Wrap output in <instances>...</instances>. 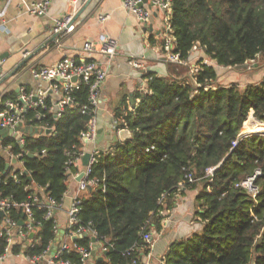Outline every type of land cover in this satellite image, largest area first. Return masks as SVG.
I'll use <instances>...</instances> for the list:
<instances>
[{
    "label": "trees",
    "instance_id": "obj_1",
    "mask_svg": "<svg viewBox=\"0 0 264 264\" xmlns=\"http://www.w3.org/2000/svg\"><path fill=\"white\" fill-rule=\"evenodd\" d=\"M171 24L174 52L187 62L196 44L225 68L264 57V0H174ZM166 64L168 76L149 72L146 87L114 110L117 128H127L131 137L95 156L89 178L98 183L79 197L77 223L67 226L66 235L82 227L87 231L75 243L92 252L95 236L108 247L98 250L104 259L94 264H132L149 253L143 236L162 229L163 212L184 190L197 189L202 231L172 242L165 264H264V135L253 134L232 149L250 111L264 121V79L244 88L221 85L218 69L203 59L194 74L187 73V65ZM88 93L87 85L74 90L59 118L48 108L28 112V121L47 124L51 134L27 133L24 147L14 137L2 140L15 153L35 154L24 155L31 176L19 175L15 181L11 171L5 172L0 153V199L33 201L35 235L15 245L13 254L43 256L56 239L55 213L46 214L51 200L59 209L68 189V153L75 158L83 151L81 134L95 115ZM13 96L4 99L17 100ZM46 103L49 107L51 98ZM84 104L86 113L79 109ZM211 167L217 168L208 176ZM256 170L261 172L255 180L260 192L254 200L236 184ZM77 172L71 166V173ZM9 216L19 221L23 210L12 208ZM5 246L0 237V252ZM60 259L83 264L77 251Z\"/></svg>",
    "mask_w": 264,
    "mask_h": 264
},
{
    "label": "crops",
    "instance_id": "obj_2",
    "mask_svg": "<svg viewBox=\"0 0 264 264\" xmlns=\"http://www.w3.org/2000/svg\"><path fill=\"white\" fill-rule=\"evenodd\" d=\"M39 1L43 0H14L5 12L3 19L7 22L6 29L0 30V93L12 94L20 99V87L36 90L39 86H46L44 81L33 76V70L41 66L51 67L64 57L76 58L80 61L83 59L98 61L108 75L101 87V102L95 111L96 139L90 142L84 140L83 152L91 153L95 147L101 150L110 149L113 144L122 142L120 139L117 142L114 141L115 135L119 131L114 128V110L121 101L126 99L128 102L137 90L146 87L149 72L157 73L159 76H168L167 64L162 59L163 51L161 49L163 15L152 7L151 0L145 3V7L150 8L153 13L147 26L126 11L123 7V0H86L75 6L71 0H49L50 7L47 13L39 17L25 12L24 8L20 6L21 4L29 6ZM3 8L4 2L0 0V11ZM69 11L74 12V30L59 35L53 34L54 19ZM101 15H109V18L101 22L99 20ZM104 34L116 40V55L109 58L97 51L91 59L83 51V46L88 41L96 42ZM24 53H27V57L31 55L32 57L15 71L26 58ZM133 57L137 58L141 64L140 67H134L130 63ZM207 64L214 66L212 63ZM49 96L51 98L52 94ZM48 129L52 128L48 127ZM44 134L46 133L44 132ZM4 139L0 136V153L8 164L7 168L5 165V172L18 170L19 167L13 165L12 160L8 162L6 156L3 155L5 146L2 144V140ZM76 168L78 174L84 171L82 157L76 162ZM78 191L79 178L77 174L69 176L68 189L61 208L55 212L58 223L56 237L60 236V230H64L58 244L67 237L68 212L71 210L74 198L81 197L86 192L79 193ZM195 193L193 190H184V193L178 196L174 207L166 212L162 221V229L154 234L150 264H160L172 242L187 238V236L190 237L197 230L202 229V226L198 224L200 220H195L197 225L191 220L192 215L188 209L194 206L197 195ZM189 195L192 205L186 204ZM71 240L73 239L71 238ZM95 245L97 249L95 255H92V264L100 257L104 259V256L98 252L102 244L97 238ZM51 256L52 252H49L38 264H55L49 262ZM0 264L34 263L23 255H8L6 261Z\"/></svg>",
    "mask_w": 264,
    "mask_h": 264
},
{
    "label": "built area",
    "instance_id": "obj_3",
    "mask_svg": "<svg viewBox=\"0 0 264 264\" xmlns=\"http://www.w3.org/2000/svg\"><path fill=\"white\" fill-rule=\"evenodd\" d=\"M4 2V8L0 11V30L6 29L7 22L3 19L5 12L9 5L14 0H2ZM75 5L80 2H84L86 0H71ZM148 0H123V7L128 11V13L134 15L142 24L147 26L152 18V11L150 8L145 7V3ZM173 1L174 0H151L152 7L160 12L163 17V25H162V59L167 63H177L186 65L189 64V61L182 60L180 54L174 52V47L176 46V37L174 35V30L171 24L172 21V13H173ZM24 8L25 12L33 14L37 17L42 16L47 13L50 7L49 0H43L32 5H20ZM101 22L106 21L109 18V15H101L99 17ZM74 20V12L69 11L61 17L54 19V25L52 32L53 34L59 35L63 33L72 32L75 28L73 23ZM199 47V48H198ZM196 49H201L200 44H196L193 46L191 50V56ZM83 51L88 57H93V55L99 51L101 54L112 58L117 53V42L115 39L110 37L107 34L101 35L96 42L88 41L83 46ZM26 56L27 53H24ZM190 56V58H191ZM27 57V56H26ZM93 59V58H91ZM214 61V60H213ZM130 63L134 67H140L141 64L138 62L137 58H131ZM204 63L207 64V61L204 60ZM194 69V70H193ZM199 70V66L195 65L191 69V74L197 73ZM107 71L98 63L96 60H77L76 58L64 57L60 61H58L55 65L51 67L41 66L33 70V76L41 81L46 83V86H39L36 90L28 89L25 87H20V99H4L5 93H0V127L13 129L11 134L17 142L24 147L25 137L27 134L24 131H15L17 127H25L27 124L32 126V129H37L40 131L39 133H34L33 135L43 134L46 129H48L47 124H36V122H31L26 119V116L30 110H37L39 108L49 109V112L54 114L55 118H59L62 116L64 109L68 103L71 102L72 93L74 90L79 89L81 85H87L89 90V102L95 108L99 106L100 100V92L103 83L107 78ZM48 90H52L53 94L51 96L52 104L47 107V98L50 97L48 94ZM36 98V99H35ZM138 102V101H137ZM136 104L130 105L129 110L135 109ZM89 106L88 104H84L81 106L80 111L82 113H86ZM40 119V118H39ZM118 120L115 118L114 120V128L116 130H120L117 128ZM250 126H255L260 128L258 131H251L249 129ZM259 126V127H258ZM127 129V128H123ZM263 134L264 135V121L257 119L254 116L253 110L250 111V114L247 120L244 122L241 131L238 133L236 139L233 141L232 149L237 147L239 143L244 139L253 134ZM97 134V121L95 115L92 117L90 123L88 124V128L82 132L81 138L82 140H86L87 142L95 141ZM153 149V146L151 147ZM101 149L98 147L94 148V151L91 152V158L89 160V165L85 167L84 171L81 173H71V166H76V162L80 160L81 157L85 154L83 151L79 154L78 157H73L71 153L69 154L68 161L66 163V171L71 175H76L79 178V193L82 191H86L88 187L94 186L98 183L97 180L89 178V174L91 172V167L95 163V156L99 154ZM149 150V149H147ZM5 153L3 155L6 156L8 162L16 158L18 160L19 168L18 170L12 171V178L17 181L19 175H28L31 176L24 166V155L29 153L28 151L15 153L12 150V146L9 145L4 149ZM217 167H211L207 171L208 176H213L214 171ZM261 174L259 170H256L255 174L248 177L247 179L237 183L236 185L246 190L254 200L257 199V195L260 192V188L255 184L256 178ZM187 180L193 182L194 179L191 175L187 176ZM42 190V189H41ZM79 195V194H78ZM178 197V196H177ZM36 201L37 199H33ZM51 202H53L51 200ZM49 202V209L47 211L46 217H52V215L56 212V206L52 205ZM54 203V202H53ZM79 196L75 197L72 203L71 210L68 212L69 222L68 227L77 223V214L79 212ZM33 201H24V202H16L11 200L10 198H2L0 199V211L4 214L2 217V221L0 223V237L5 238L6 246L3 252H0V263L6 261L8 255L20 256L23 255L28 260L33 262L34 264H38L42 261V259L49 253L52 252V245L43 256L36 257H28L24 254H13L12 248L15 245H19L23 242H30V240L35 235V227L33 224V212H32ZM62 205V204H61ZM61 205L59 209L61 208ZM12 208L22 209L23 210V221L22 225L19 224V221L14 220L11 216H9ZM164 213V217L166 216V212ZM56 232H58V223L56 217L54 219ZM87 229L80 228L78 232L70 231L68 235H66V239L61 241L58 244L57 250L55 253L52 252L50 263L55 264H73L70 261H63L60 258L65 254L71 251H77L81 254L83 264H92V252L86 249L84 246H80L75 241L71 240V238L75 235L82 237ZM31 233H33V237H31ZM155 232L146 233L143 236L144 241L147 246H149L150 251L147 255L142 254L141 260H134L132 264H150L151 263V248L153 245ZM95 237V236H94ZM112 246V244H111ZM93 248V246H92ZM108 247H103L104 250H107ZM160 264H165L164 257L162 258Z\"/></svg>",
    "mask_w": 264,
    "mask_h": 264
},
{
    "label": "rangeland",
    "instance_id": "obj_4",
    "mask_svg": "<svg viewBox=\"0 0 264 264\" xmlns=\"http://www.w3.org/2000/svg\"><path fill=\"white\" fill-rule=\"evenodd\" d=\"M199 48V47H198ZM201 49H196V51L193 52L189 64H186L189 67V71L187 73H191V69L193 66L197 65L198 60H206L207 63H212L215 67L218 69L219 74V84L221 85H230V84H237L241 88H244L245 86L251 85V84H257L260 83L264 79V57L260 56L255 61L248 62L244 66L240 67H221L218 66L217 63H215L213 60L209 59L204 52ZM186 65L184 67H186ZM194 70V69H193ZM250 125H248L249 127ZM197 194V190H193ZM188 201L186 204H191L190 195L189 198H187ZM195 201V200H194ZM189 213L192 215L191 220L194 221V224L197 225L195 220L199 219L198 216V210H199V203L197 200L194 202V206L188 208ZM202 226V222H198ZM202 231L197 230L193 234H200ZM189 237V236H187ZM186 238V237H185Z\"/></svg>",
    "mask_w": 264,
    "mask_h": 264
},
{
    "label": "water",
    "instance_id": "obj_5",
    "mask_svg": "<svg viewBox=\"0 0 264 264\" xmlns=\"http://www.w3.org/2000/svg\"><path fill=\"white\" fill-rule=\"evenodd\" d=\"M90 1V0H89ZM32 57V55L31 56H28V57H26V58H24V60H23V62L15 69V71L17 70V69H19V67L20 66H22L23 65V63H25L27 60H29L30 58ZM48 93L49 94H53V92H52V90H49L48 91ZM36 99V98H35ZM15 131H24L25 133H30V134H36V133H39L40 131H38L37 129H32V126L30 125V124H27L24 128L23 127H17L16 129H15ZM12 132H13V129H7V128H2V127H0V136L2 137V138H6V137H8V136H10L11 134H12ZM45 133L46 134H51L52 133V129H46L45 130ZM130 137H131V133H130V131L128 130V129H121V130H119L118 131V134H116L115 135V142H117L119 139L123 142V141H126V140H128V139H130ZM27 155L29 156V157H35V154H33V153H27ZM90 158H91V153L90 152H87V153H85L84 155H83V157H82V162H83V164H84V166L85 167H87L88 165H89V160H90ZM12 163H13V165H15L16 167H19V165H18V160L16 159V158H14L13 160H12ZM8 167V164H6V168ZM83 175V173H81V176ZM3 212L2 211H0V217H2L3 216ZM23 217H24V215H23ZM23 217H22V219L19 221V224L20 225H22L23 223H24V221H23ZM63 234H64V230L62 229V230H60V236H57L56 237V239H55V242L53 243V245H52V252L53 253H55V251L57 250V247H58V240H60V239H62L61 237L63 236ZM31 237H33V233H31ZM79 238V236L78 235H75V236H73L72 237V239H73V241H76L77 239ZM93 241L94 242H96V238L95 237H93ZM96 249H97V246L95 245V249L92 251V255L94 256L95 255V253H96ZM103 259V257H100L99 259H98V261H100V260H102ZM251 264H256V262L253 260L252 262H251Z\"/></svg>",
    "mask_w": 264,
    "mask_h": 264
},
{
    "label": "bare ground",
    "instance_id": "obj_6",
    "mask_svg": "<svg viewBox=\"0 0 264 264\" xmlns=\"http://www.w3.org/2000/svg\"><path fill=\"white\" fill-rule=\"evenodd\" d=\"M251 129V131H258L260 128H257L256 125L255 126H249ZM259 127V126H258Z\"/></svg>",
    "mask_w": 264,
    "mask_h": 264
}]
</instances>
